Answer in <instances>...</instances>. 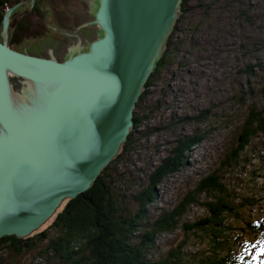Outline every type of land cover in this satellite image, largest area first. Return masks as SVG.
<instances>
[{
    "label": "water",
    "instance_id": "water-1",
    "mask_svg": "<svg viewBox=\"0 0 264 264\" xmlns=\"http://www.w3.org/2000/svg\"><path fill=\"white\" fill-rule=\"evenodd\" d=\"M94 38L61 60L6 45L0 23V238L26 237L85 191L118 151L181 0H84ZM21 2V1H20ZM31 4L34 0H30ZM19 3V2H18ZM55 29V27L46 24ZM73 30V31H74Z\"/></svg>",
    "mask_w": 264,
    "mask_h": 264
},
{
    "label": "rangeland",
    "instance_id": "rangeland-1",
    "mask_svg": "<svg viewBox=\"0 0 264 264\" xmlns=\"http://www.w3.org/2000/svg\"><path fill=\"white\" fill-rule=\"evenodd\" d=\"M187 1L192 11L189 17L196 16L201 3H212L210 14L202 19L205 27H199L196 36L187 37L194 45L183 46L181 49L186 53L178 54L172 67L163 70L151 86L148 102L154 108L138 129L156 130L148 137H135V150L123 154L124 161L114 165L115 177L120 178L115 187L125 189V184L133 185L131 180H135L137 188L134 189L143 188L146 175L169 152L176 137L193 131L203 133L200 142L188 151L184 165L164 177L154 188V200L147 207L148 219L169 211L179 203H182L183 213L175 229L155 236L151 254L154 258H161L172 248H177L182 254L202 248L205 251V234L196 229L194 232L183 230L180 224L194 222L207 214V208L201 202L210 201L207 200L210 198L203 193L196 196L192 190L200 178L214 172L230 191L232 196L228 199L232 204L238 196L253 198V209L245 207L239 216L227 219L237 231L239 244L244 247L237 264H264V139H251L241 153L243 161L239 159L236 166L220 165L228 149L235 144L246 106L254 102L256 108L264 107V98L257 89L264 84V47L261 46L264 41V0H250L249 23L237 18V0ZM33 29H37L34 23L28 34H32ZM64 52L65 47L62 46L57 55L62 58ZM253 63L259 66L253 68L254 76L246 78L240 70L248 64L253 66ZM251 89L254 93L246 95ZM235 97L237 101H234ZM200 113V121H183ZM189 195L195 200L187 203L185 199ZM126 203L131 212L135 210L129 199ZM47 223L33 232L40 231ZM54 233L55 230H49V236ZM42 242L19 256H5V264H44L38 257Z\"/></svg>",
    "mask_w": 264,
    "mask_h": 264
},
{
    "label": "trees",
    "instance_id": "trees-1",
    "mask_svg": "<svg viewBox=\"0 0 264 264\" xmlns=\"http://www.w3.org/2000/svg\"><path fill=\"white\" fill-rule=\"evenodd\" d=\"M250 4V0H237L239 21L250 22V15H248ZM211 6V2L201 3L200 11L196 13V16L189 17L192 11L188 1L181 0L179 11L165 39L161 55L142 86L133 108L132 125L127 137L119 146L115 156L85 191L78 193L74 198L64 199L42 224L48 221L40 231L32 232L26 237L2 236L0 264L7 263L4 261L5 256H19L42 241L43 247L38 257L44 264H237V259L243 255L244 247L239 244L240 238L237 231L230 226L227 219L239 216V212L245 207L253 209V198L238 196L235 197L236 202L232 204L228 199L232 196L230 191L218 179L220 176L214 172L200 178L192 190L196 196L203 193L205 197L210 198L207 199L210 201L201 202L207 208V214L194 222L180 224L183 230L194 232L196 229L205 234V251L203 252L202 248L194 253L182 254L177 248H172L161 258H154L151 254L155 236L160 232H170L175 229L177 220L183 213L182 203H179L169 211L148 219L147 207L154 200V188L164 177L176 172L180 166L184 165L188 151L200 142L203 133L193 131L191 134L176 137L169 152L160 158L157 165L146 175L143 188L134 189V187L137 188L135 180H131L133 185L125 184V189L118 190L115 187V182L120 178L115 177L114 165L124 161L123 154L135 150L136 138L148 137L152 131L156 130V128L146 131L138 129L154 108L148 102L151 86L163 70L172 67L173 59L177 58L178 54L186 53V50L181 49L183 46L194 45L192 41L187 40V37L196 36L199 27H205V21L202 19L210 14ZM3 12L4 10L0 8V23ZM81 20L82 18H79L77 23H81ZM83 29L81 28L76 34L82 35ZM177 33L179 35L174 36ZM83 36L90 41L94 38V31L90 35ZM63 42L66 43V40L63 39ZM62 46L65 45H61L57 50L59 51ZM261 46L264 47V41ZM57 57L61 58L58 55ZM257 66H259L257 63H253V66L248 64L240 72L249 78L254 76L252 70L257 69ZM257 89L264 98V84ZM253 93L251 89L245 94ZM237 100L235 97L234 101ZM253 103L246 106V113L239 126L235 144L228 149L224 159L220 161L222 167L236 166L235 164L242 160L241 153L251 139L255 137L264 139V107L258 109ZM201 119L200 113L184 118L183 121H200ZM127 199L135 206L132 212L127 206ZM194 200L192 195L185 199L187 203ZM248 225L247 228L250 230ZM51 229L55 230L53 236H49ZM251 232L256 231L251 230ZM235 260L236 263H234Z\"/></svg>",
    "mask_w": 264,
    "mask_h": 264
},
{
    "label": "flooded vegetation",
    "instance_id": "flooded-vegetation-1",
    "mask_svg": "<svg viewBox=\"0 0 264 264\" xmlns=\"http://www.w3.org/2000/svg\"><path fill=\"white\" fill-rule=\"evenodd\" d=\"M1 4L4 5L3 7L0 6L2 11L16 4L11 9L8 18L6 45L8 48L20 53L34 56L40 54L42 57H46L47 52L44 48L47 46L52 48L51 53L56 58L58 47L70 44L71 39L76 42V36L82 42L83 35H90L94 31L92 26L81 27L84 28L81 30L82 35L76 34L81 28L74 30L79 18H82L80 22L90 20L87 12L88 5L84 0H34L31 7L30 0H1ZM32 17L34 18L33 21H31ZM40 19H43V21H40ZM33 23L37 26V29H33V33L28 34L27 31ZM46 24L55 27V29ZM62 29L76 36L63 33ZM63 39L66 40V43L63 42ZM23 46H25L26 53Z\"/></svg>",
    "mask_w": 264,
    "mask_h": 264
},
{
    "label": "bare ground",
    "instance_id": "bare-ground-1",
    "mask_svg": "<svg viewBox=\"0 0 264 264\" xmlns=\"http://www.w3.org/2000/svg\"><path fill=\"white\" fill-rule=\"evenodd\" d=\"M56 59H57V58H56ZM57 60H59V59H57ZM150 74H151V73H150ZM126 137H127V136H126ZM114 156H115V155H113L112 158H113ZM112 158H111V159H112ZM111 159H110V161H111ZM110 161H109V162H110ZM109 162H108L104 167H106V166L109 164ZM104 167H103V168H104ZM103 168H102V169H103ZM102 169H101V170H102ZM100 172H101V171H100ZM100 172H99V173H100ZM97 176H98V175H97ZM97 176H96V177H97ZM90 184H91V183H90ZM89 186H90V185H89ZM89 186H88V187H89ZM62 201H64V200H62ZM62 201H61V203H62ZM61 203H60V204H61ZM56 209H57V208H56ZM53 213H54V212H53ZM53 213H52V214H53Z\"/></svg>",
    "mask_w": 264,
    "mask_h": 264
}]
</instances>
